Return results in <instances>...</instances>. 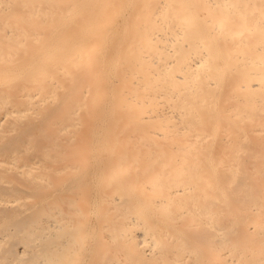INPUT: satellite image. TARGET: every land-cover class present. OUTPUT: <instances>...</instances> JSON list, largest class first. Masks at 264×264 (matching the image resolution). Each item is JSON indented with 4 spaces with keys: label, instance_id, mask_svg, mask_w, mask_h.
Masks as SVG:
<instances>
[{
    "label": "bare ground",
    "instance_id": "bare-ground-1",
    "mask_svg": "<svg viewBox=\"0 0 264 264\" xmlns=\"http://www.w3.org/2000/svg\"><path fill=\"white\" fill-rule=\"evenodd\" d=\"M0 264H264V0H0Z\"/></svg>",
    "mask_w": 264,
    "mask_h": 264
}]
</instances>
